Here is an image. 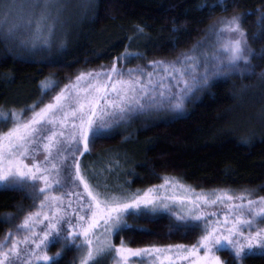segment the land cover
<instances>
[{
	"label": "snow or ice",
	"instance_id": "1",
	"mask_svg": "<svg viewBox=\"0 0 264 264\" xmlns=\"http://www.w3.org/2000/svg\"><path fill=\"white\" fill-rule=\"evenodd\" d=\"M71 3L0 0V54L54 62L53 48L58 52L67 48L65 14ZM76 7L83 17L91 11L92 0H80ZM211 7L226 10L227 5ZM256 13L257 29L251 40H264V9H250L220 17L174 59L118 67L117 61L126 63L143 55L126 48L107 69L81 70L62 86L50 74L39 82L40 96L30 105H0V185L24 192L32 201L28 207L37 209L27 210L19 204L16 212L0 215V223L12 225L0 239V264H58L64 251L72 248L79 253V264H105L108 260L133 264L144 258L151 264H227L216 254L226 247L232 264H240L257 250L264 254V227L260 226L264 195H255V189H243L236 195L230 189L196 193L163 177L160 184L129 192L123 186L110 185L104 169L97 170L81 159L114 126L153 113L183 112L186 102L208 88L213 79L255 77V83L242 82L239 88L233 83L230 95L235 99L258 93L264 98V70L257 72L253 63L254 59L264 60V45L254 48L243 26L246 17ZM172 31H178L175 25ZM136 35H144L139 26ZM176 42L173 38V47ZM149 67L152 71H147ZM49 93L54 95L42 102ZM254 118L264 135V104ZM254 138L255 130H251L241 140L249 144ZM177 189L183 194H177ZM161 212L170 213L174 226L185 234L196 230L202 234L191 245L132 248L123 239L119 244L113 242L114 235L130 227L126 216L148 218ZM21 232L24 235L18 237ZM54 243L60 244V250L49 255L46 249Z\"/></svg>",
	"mask_w": 264,
	"mask_h": 264
},
{
	"label": "trees",
	"instance_id": "2",
	"mask_svg": "<svg viewBox=\"0 0 264 264\" xmlns=\"http://www.w3.org/2000/svg\"><path fill=\"white\" fill-rule=\"evenodd\" d=\"M92 4L67 48L53 54L54 62L0 54V105H30L40 96L39 82L50 74L63 81L78 69L111 63L126 48L143 53L141 58L176 57L202 37L220 16L264 9V0H93ZM215 4L227 8L211 7ZM203 5L209 7L202 8ZM257 15L247 16L243 26L249 32V42L259 50L264 40H251V33L257 29ZM173 25L177 32L172 31ZM137 26L144 35H136ZM134 35L136 39L130 41L129 37ZM173 38L177 40L175 47ZM253 63L257 64V72L264 70V60L254 59ZM255 80L216 78L186 103L183 114L133 118L129 125L115 126L106 138L96 140L91 153L81 159L91 166L96 162L109 165L108 175L129 192L174 176L195 187H250L264 195V188L259 187L264 184V135L254 118L264 98L258 93L235 99L230 95L233 83L239 88L242 82L253 84ZM251 130H255V138L244 144L241 137ZM31 203L24 192L0 188V215L16 212L19 204L30 210ZM126 220L130 227L113 236L116 244L121 239L132 247L192 243L199 235V230L185 234L183 229H177L167 214L148 218L129 215ZM10 227L9 223H0V237ZM218 254L232 264L227 248ZM73 261L76 262L74 248L65 250L58 264ZM240 264H264V254H250Z\"/></svg>",
	"mask_w": 264,
	"mask_h": 264
},
{
	"label": "rangeland",
	"instance_id": "3",
	"mask_svg": "<svg viewBox=\"0 0 264 264\" xmlns=\"http://www.w3.org/2000/svg\"><path fill=\"white\" fill-rule=\"evenodd\" d=\"M93 1V0H92ZM80 2V0H72V3L70 4V6H69V11L65 14L66 15V17H68V22H67V24L65 25V28L68 30V42H69V40L70 39H72V36L73 35H75L76 34V31H77V27L79 26V23L82 21V19H83V17H80L79 16V9L76 7V5L78 4ZM230 15H232V14H229V15H223V16H230ZM220 17H222V16H220ZM219 17V18H220ZM219 18H217L216 20H214L213 22H215V21H217ZM212 22V23H213ZM211 23V24H212ZM68 42H67V44H68ZM52 52H53V54L54 53H57L58 51L55 49V48H53V50H52ZM61 52V51H60ZM175 57H173V58H166V57H137V58H135V59H131V60H129V61H127L126 63L124 62V61H117V66L119 67L121 64L125 67V68H133V67H135V66H137V65H146L147 64V61L148 60H153V59H167V60H170V59H174ZM116 60V59H115ZM114 61H112L111 63H105V64H100V65H97V66H94V67H90V68H82V69H78L74 74H72V75H70V76H68L66 79H64L63 81H60V84H61V86L64 84V83H67L68 82V79L69 78H72V77H74L79 71H81V70H83V71H88V70H90V69H96V70H99L100 68H105V69H107L108 67H110L111 66V64L113 63ZM147 71H152V69L149 67V68H147ZM139 74V73H138ZM214 80V79H213ZM212 80V81H213ZM210 83H211V81H210ZM205 89H203L202 91H200V92H197L192 98H194V97H196L197 95H199L201 92H203ZM57 91H58V89H57ZM52 95H54V93H49L48 94V96H45L44 97V99H43V101L42 102H48L49 100H50V98H51V96ZM191 98V99H192ZM190 99V100H191ZM189 101V100H188ZM187 101V102H188ZM186 102V103H187ZM186 105V104H185ZM8 107H13V106H8ZM184 111H185V109H184ZM184 111L183 112H179V114H183L184 113ZM160 113H162V114H166V115H169V114H175V113H170V112H160ZM153 114H157L158 115V113H153ZM177 114V113H176ZM132 122V121H131ZM123 125H125V124H120L119 126H123ZM127 125H129V124H127ZM126 126V125H125ZM115 127V126H114ZM117 127V126H116ZM82 158V157H81ZM92 164V167L93 168H95V169H97V170H99V169H104L105 171H104V175L105 176H107L108 177V183L110 184V185H112V186H120V183H118V182H116V181H114L112 178H111V176L110 175H108V173H109V169H111V167L109 166V165H105L104 163L103 164H98L97 162L96 163H91ZM165 177H167V178H169V179H172L174 182H178L179 184H183V185H185L186 187H188V188H191V189H194L195 190V192L196 193H205V194H210L211 193V191L212 190H218V189H225V190H231V192H230V194H233V195H236V194H239V192L241 191V190H243V189H253V188H250V187H238V188H232V187H216V188H210V189H206V188H200V187H195L194 185H191V184H189V183H185V182H183V181H181L180 179H178V178H176V177H174V176H165ZM163 182V180L160 182V183H162ZM160 183H158V184H160ZM2 187H5L4 185H0V188H2ZM149 187H151V186H149ZM149 187H147V188H149ZM147 188H145V189H147ZM140 190H144V189H140ZM57 191V193H59V191H62V190H56ZM177 194H183L182 192H180V190L179 189H177ZM255 195H257V196H259L260 194H258L257 193V191H255ZM252 198H255V197H252ZM37 204H38V201H37ZM217 208H219V207H221L220 205H217L216 206ZM31 211H36L37 209H35V208H31L30 209ZM209 211H213V210H215V209H212V208H209L208 209ZM174 211H175V209H174ZM159 214H167V215H169V217L171 218V220H172V222H173V224H174V217H172L171 216V214L170 213H166V212H161V213H159ZM23 216V215H22ZM21 216V217H22ZM127 218V216L125 217V219ZM19 222V220L17 221V223ZM260 226L261 227H264V222H261L260 223ZM11 227H12V225H11ZM245 231H247V228H245ZM252 231H255V227H253V229H252ZM202 233L199 231V235H201ZM5 235V234H4ZM4 235L2 236V237H0V239H3V237H4ZM24 235V233H18L17 234V236L18 237H22ZM198 235V236H199ZM83 238L81 237V240H82ZM112 240H113V237H112ZM114 242V241H113ZM196 242V240L194 241V242H192V243H195ZM125 243V242H124ZM192 243H175V244H170V245H178V244H182V245H191ZM56 244H58V243H54V244H51V246H49L47 249H46V251L48 252V254L49 255H54L58 250H60V244L59 245H57L56 246V248L55 249H53L52 250V246H54V245H56ZM126 244V243H125ZM127 245V244H126ZM153 245H155V244H153ZM153 245H149V246H153ZM128 247H132V246H129V245H127ZM149 246H146V247H149ZM155 246H157V247H163V246H166V245H155ZM132 248H142V247H132ZM227 248V247H226ZM75 249V248H74ZM76 250V249H75ZM219 252V251H218ZM218 252L216 253L217 255H219L218 254ZM254 253H259V250H257L256 252H254ZM111 261V260H110ZM41 264H43V262H41ZM75 264H79V253L77 252V250H76V262H75ZM110 264H112V261L110 262ZM133 264H151V261L149 260V259H147V258H144V259H136V260H134L133 261ZM177 264H179V262H177Z\"/></svg>",
	"mask_w": 264,
	"mask_h": 264
}]
</instances>
